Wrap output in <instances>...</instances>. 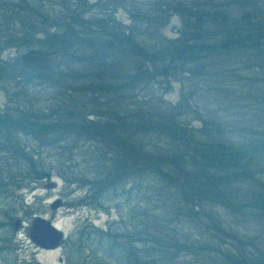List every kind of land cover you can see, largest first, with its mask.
<instances>
[{
    "label": "trees",
    "instance_id": "1",
    "mask_svg": "<svg viewBox=\"0 0 264 264\" xmlns=\"http://www.w3.org/2000/svg\"><path fill=\"white\" fill-rule=\"evenodd\" d=\"M107 3L122 6L130 23L117 20ZM173 12L182 27L168 38L157 23ZM8 48L16 54L3 58ZM217 54L222 61L241 56L264 64V0H0V91L10 97L11 86H41L53 89L48 97L55 101L45 107L31 95L19 98L25 92L18 87L17 104L0 107V196L8 186L20 189L52 176L54 166L41 156L47 149L62 162L60 179L84 189L82 205H102L108 190L113 194L106 199L131 193L136 184L124 186L138 177L161 195L140 207L137 222L134 208L127 222L122 214L107 227L82 221L76 237L62 242L70 249L66 264H184L180 257L187 254L200 264H264V251L245 249V238L207 208L264 211V166L258 167L264 138L225 137L220 124L218 139L204 137L178 114L120 102L135 82L165 84ZM102 95L109 96L104 107L90 103ZM201 118L205 125L216 122ZM150 132L169 138V145L146 142ZM82 162L88 171L75 168ZM244 184L253 195L241 201L237 191ZM15 209L2 211L9 219L4 223ZM182 209L199 234L171 227L167 217ZM228 237L239 242L235 251L224 246Z\"/></svg>",
    "mask_w": 264,
    "mask_h": 264
},
{
    "label": "rangeland",
    "instance_id": "2",
    "mask_svg": "<svg viewBox=\"0 0 264 264\" xmlns=\"http://www.w3.org/2000/svg\"><path fill=\"white\" fill-rule=\"evenodd\" d=\"M137 3L147 0H134ZM160 5L169 0H155ZM110 10L114 11L117 20L130 23L128 13L122 6L114 9L108 3ZM98 8L97 10H99ZM166 13V12H165ZM164 14V13H162ZM169 15V14H168ZM164 17V16H163ZM158 18V28L160 34L173 38L178 35L182 21L176 13H172L170 19ZM147 38L150 37L147 32L144 34ZM159 37V35H153ZM152 36V37H153ZM151 37V38H152ZM16 50L12 48L6 49L3 58L15 55ZM213 56L207 58L205 66L200 70L191 74L187 70L179 72L178 77L169 79V82L161 84L154 82L153 85H147L146 82H135L133 86L125 88L123 91L125 96L120 99L121 103L129 104L130 107H149L150 110L161 109L163 112H172L178 114L183 122L192 126L193 132H197L204 137L213 136L218 139V131L216 125L220 124L221 134L225 137H234L238 140L251 142L252 139L264 138V64L256 60H246L245 57L237 56V59L217 58ZM126 66H128L126 64ZM182 74V75H180ZM17 85L9 88L10 97L0 91V107L15 106L17 104L16 94L19 88L25 92L19 98L29 97L30 95L42 101L43 106L55 104L54 98H50V92L53 89H45L39 86L38 88L26 87L22 88ZM122 92V93H123ZM9 98V99H8ZM109 99L108 95H102L98 100L93 97L91 104L104 107L102 105ZM117 101V100H116ZM46 102V103H45ZM123 104V105H124ZM49 107V108H50ZM196 110L197 112H195ZM48 111V110H47ZM208 119L213 117L214 123L204 124L202 118ZM207 127V128H206ZM24 136L22 139L27 144L36 146V142ZM144 140L152 145L163 144L169 145V138H165L161 133H146ZM42 150L41 156L49 165H53L52 176L44 177L34 183L25 185L23 188L14 189V186H8L7 194L0 196V224L9 221L7 216L2 215V211L15 204L16 209L12 212V220L10 224L4 223L0 227V246L5 249L0 252V264H66L69 254L68 244L62 243L68 235L75 238L78 225L83 221L91 219L96 225H104L107 227L113 221H119L121 214L127 222V217L132 214L131 209L139 211L137 218H132L136 222L140 220L142 210L141 206L149 207L151 203L159 199V194H155L152 188H148L147 181L138 177L135 183L128 182L124 188L135 185V189L131 193L119 195L116 198L106 199V196L113 194V190H108L103 200L102 205L97 207L92 204L82 205L78 198H84V189L78 187L77 184H71L60 179L56 168L61 167L62 162L56 160L55 154L47 149ZM83 160V158H79ZM7 162L4 163L6 165ZM259 163V164H258ZM259 169L264 166V159H258ZM80 172L88 171V165L82 162L75 167ZM16 170V169H15ZM260 176L263 178L264 171ZM55 180L58 184L55 188L43 187L45 180ZM160 185V184H159ZM118 190L120 187L118 186ZM248 185L244 184L241 190H238V196L241 201L247 200L245 195L252 198L251 193L247 192ZM243 196V197H242ZM59 199L60 203L55 208L51 207L52 202ZM153 200V201H151ZM260 205V203H259ZM193 210H198L196 205H192ZM212 211V215H218L221 219V225L226 228L236 230L240 234L242 241L244 240L245 249L251 250L252 254L261 249L264 251V211L260 206L250 207L244 206L243 209L229 210L226 206H207ZM199 211V210H198ZM168 214V211L165 210ZM186 209L182 211L172 212L167 217V221L171 227L177 231H186L192 234L193 237L199 234L200 229L195 226L187 216ZM36 215L50 219L56 227L64 232V239L60 241L57 248L44 249L36 244H33L28 232L29 223ZM203 216V215H202ZM20 217L21 225L17 230H13L15 218ZM203 220H207L204 215ZM1 226V225H0ZM224 239V238H223ZM220 240V242L223 241ZM224 246H229L235 251L239 245L237 240L228 237ZM67 246V248L65 247ZM184 264H200L196 261L198 258L193 255H183L180 257ZM79 257L75 254V259ZM205 264H208L206 261Z\"/></svg>",
    "mask_w": 264,
    "mask_h": 264
},
{
    "label": "water",
    "instance_id": "3",
    "mask_svg": "<svg viewBox=\"0 0 264 264\" xmlns=\"http://www.w3.org/2000/svg\"><path fill=\"white\" fill-rule=\"evenodd\" d=\"M57 184V181L47 179L42 185L43 187L45 186L50 189L55 188ZM59 203L60 200L55 199L52 202L51 207L55 208ZM21 222L22 221L20 217L15 218L14 223H12L14 231L18 229V227L21 225ZM29 224L30 225L27 234H29L32 243L44 249L57 248L60 244V241H62L65 237L61 228L58 226L56 227L53 223H51L50 219L42 217L41 215H36Z\"/></svg>",
    "mask_w": 264,
    "mask_h": 264
}]
</instances>
